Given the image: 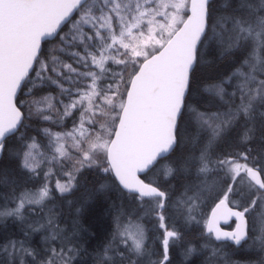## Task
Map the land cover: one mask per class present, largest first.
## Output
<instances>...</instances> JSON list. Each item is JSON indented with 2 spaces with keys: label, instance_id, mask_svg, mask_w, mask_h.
<instances>
[{
  "label": "snow or ice",
  "instance_id": "obj_1",
  "mask_svg": "<svg viewBox=\"0 0 264 264\" xmlns=\"http://www.w3.org/2000/svg\"><path fill=\"white\" fill-rule=\"evenodd\" d=\"M93 207L94 264H264V0H0V264Z\"/></svg>",
  "mask_w": 264,
  "mask_h": 264
},
{
  "label": "trees",
  "instance_id": "obj_2",
  "mask_svg": "<svg viewBox=\"0 0 264 264\" xmlns=\"http://www.w3.org/2000/svg\"><path fill=\"white\" fill-rule=\"evenodd\" d=\"M80 223L88 230L89 233L94 234V238L91 240H88L87 235L82 234L83 239L80 241V243L87 248V251H89V255H93L95 250L106 241L109 233L111 232V221L99 207H93L85 210L84 214L80 218ZM17 232H19V227L13 225L11 221H9L7 228L0 232V238ZM40 243V237H35L33 246L39 247ZM89 255L81 257L80 261H77V264H94L92 255ZM234 257H244V255H236Z\"/></svg>",
  "mask_w": 264,
  "mask_h": 264
},
{
  "label": "rangeland",
  "instance_id": "obj_3",
  "mask_svg": "<svg viewBox=\"0 0 264 264\" xmlns=\"http://www.w3.org/2000/svg\"><path fill=\"white\" fill-rule=\"evenodd\" d=\"M69 127H70V122H69ZM16 234L18 235L19 232H17ZM245 257H250V258H245ZM233 259L245 262L244 264H246V262H248V260L254 262L257 259V257L253 254H248L246 256L244 255V257H233Z\"/></svg>",
  "mask_w": 264,
  "mask_h": 264
},
{
  "label": "bare ground",
  "instance_id": "obj_4",
  "mask_svg": "<svg viewBox=\"0 0 264 264\" xmlns=\"http://www.w3.org/2000/svg\"><path fill=\"white\" fill-rule=\"evenodd\" d=\"M82 223V222H81ZM94 235V234H93ZM89 252V251H88ZM90 255H92V254H90ZM89 255V256H90ZM244 255H248V254H244ZM245 258H250V257H245ZM84 259V258H83ZM88 260V259H87ZM93 260V259H92ZM249 261V260H248ZM82 262V261H81ZM89 262V261H88ZM86 263V262H85ZM245 263V262H244ZM90 264V263H89ZM246 264H247V262H246Z\"/></svg>",
  "mask_w": 264,
  "mask_h": 264
}]
</instances>
